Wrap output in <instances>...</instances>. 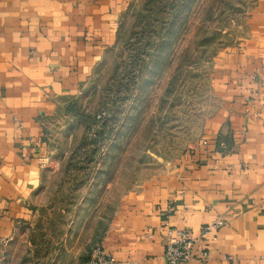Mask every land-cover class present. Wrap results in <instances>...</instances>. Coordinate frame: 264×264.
Segmentation results:
<instances>
[{"label":"crops","instance_id":"obj_1","mask_svg":"<svg viewBox=\"0 0 264 264\" xmlns=\"http://www.w3.org/2000/svg\"><path fill=\"white\" fill-rule=\"evenodd\" d=\"M130 1L0 0V264L38 210L66 105L116 43ZM211 90L217 105L195 138L164 173L124 193L99 229L117 264H168L174 228L194 237L187 264H264V0L217 52Z\"/></svg>","mask_w":264,"mask_h":264},{"label":"rangeland","instance_id":"obj_2","mask_svg":"<svg viewBox=\"0 0 264 264\" xmlns=\"http://www.w3.org/2000/svg\"><path fill=\"white\" fill-rule=\"evenodd\" d=\"M252 2L130 1L52 141L38 210L2 264L83 262L122 195L164 173L215 109L212 63L237 42Z\"/></svg>","mask_w":264,"mask_h":264},{"label":"built area","instance_id":"obj_3","mask_svg":"<svg viewBox=\"0 0 264 264\" xmlns=\"http://www.w3.org/2000/svg\"><path fill=\"white\" fill-rule=\"evenodd\" d=\"M222 218H216L211 222L201 226V233L207 232L210 228L222 223ZM194 237L185 229L174 228L173 233L169 234L164 246V255L168 264H187L192 257ZM209 254L207 247L199 250L200 259ZM83 264H117V259L113 252L106 250L100 243H96L84 260Z\"/></svg>","mask_w":264,"mask_h":264},{"label":"trees","instance_id":"obj_4","mask_svg":"<svg viewBox=\"0 0 264 264\" xmlns=\"http://www.w3.org/2000/svg\"><path fill=\"white\" fill-rule=\"evenodd\" d=\"M72 107H73V100H72L71 102H69V103L66 105V108H67L69 111H71V112H72ZM107 217H108V216H107ZM104 223H105V222H104ZM104 223H103V225H104ZM103 225H99V226H98V229H99V228L101 229V227H102ZM98 229H97V230H98ZM96 243H99V239L97 240ZM96 243H95V244H96ZM95 244H94V245H95ZM94 245H93V246H94ZM93 246H92V247H93ZM92 247H91V249L89 250V252L86 254L84 260H85V259L87 258V256L90 254V252H91V250H92ZM84 260H83V262H84Z\"/></svg>","mask_w":264,"mask_h":264}]
</instances>
